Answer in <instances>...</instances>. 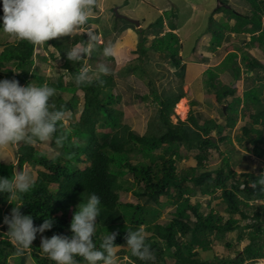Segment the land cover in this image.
I'll return each instance as SVG.
<instances>
[{"label":"trees","instance_id":"obj_1","mask_svg":"<svg viewBox=\"0 0 264 264\" xmlns=\"http://www.w3.org/2000/svg\"><path fill=\"white\" fill-rule=\"evenodd\" d=\"M245 1L251 7L248 12L237 11L235 6L222 1L209 16L207 32L213 34L214 39L208 49L214 53L222 48L227 39L229 41L232 33L237 39L243 33L250 35L244 48L231 42L228 43L224 60L215 67L204 69L196 62L190 66L194 75L201 70L205 74L210 73L205 77L207 88L223 106V110L230 112L225 124L208 117L200 121L199 116L192 111L186 120L174 122L172 115L184 96L183 85L180 84L175 92H166L164 89L161 92L152 85L154 99L159 101L161 107L153 130L140 134L122 123L124 112L115 108L121 96L114 91L113 74H102L86 86H77L74 82L65 85L62 78L56 83L48 82V78L34 73L32 69L36 45L17 39L4 45L0 43L3 47L0 65L8 68L4 72L0 71V79L15 76L21 84L27 85L32 83L34 77L38 84L55 86L58 94L50 98V102L56 106L53 110L63 106L65 113L71 111L74 117L79 112L77 92H82L84 97L79 117L72 119L69 124L64 120L53 136L51 142L60 150L59 153L50 157L35 145L21 141L15 150L16 164L0 162V176L6 178H14L16 174L24 172L26 165L39 167L34 179L35 187L23 195L22 201L14 203L23 202L21 213L31 215L35 225L41 224L45 218H53L52 229L45 230L43 234L38 233L32 246L23 253L29 252L37 264H55L41 249L42 236H70V223L75 211L88 196L96 194L101 198V213L96 218L97 231L93 240L99 248L104 235L116 233L114 244L120 247L118 254L126 258L123 264H168L169 260L173 264H256L257 260L264 258V193L253 187V181L264 170L262 168L260 173L243 170L239 174L232 164V156L239 149L237 144L245 148L252 146V153L264 159V83L259 84L264 80V75L251 74L255 70L264 71V59L252 56L247 49L250 46L264 49V0ZM219 6L223 7L222 10L227 14L223 13L230 20H235L233 24L224 23L213 16ZM157 12L159 18L147 21V27H164L163 12L160 9ZM95 19L97 17H92L89 22ZM138 31L142 35L137 48L140 60L147 57L151 49L169 54L176 71L185 77L186 65L182 64L183 57L179 56L181 45L176 32L156 33L151 47H147L148 38L144 34L148 29L139 28ZM86 40V34L74 35L72 40L71 36H62L49 40L46 47L50 43L58 49L65 60L62 67L73 77L82 68L84 59L69 61L66 58L68 45L85 43ZM92 43L91 56L96 58L105 45L101 39ZM239 53L241 61L238 62ZM192 54L199 55V51L194 49L189 55ZM241 64L246 67L243 76ZM12 65L19 69V73H14ZM124 69L134 72L144 70V66L133 64ZM217 70L227 71L229 76L226 75L222 80L216 76ZM257 79L261 81L254 83L255 80L259 81ZM244 81L245 84L251 82V86L240 89L239 84L242 83V87ZM63 90L74 92V96L64 100L60 93ZM229 97L232 100L229 101ZM195 102L192 101V105ZM239 111L246 120L240 127V133L233 138L229 129L236 125ZM117 128H122V132L114 131ZM62 133H67V139L62 145H57L55 138ZM182 145L198 152L195 155L196 165L179 172L176 162L184 157ZM223 146L228 149L222 150ZM211 149L221 151L223 155L222 164L214 169L206 166ZM128 173L132 174L129 179L125 177ZM122 191L132 192L136 198H146L159 206L162 204L161 197L167 196V200L175 206L172 219L168 223L156 221L154 218L159 214L156 209L150 210L139 201H124ZM217 192L221 193V201L230 214L227 219L214 209L205 214L201 212L199 202H191V197L197 193L205 196L216 195ZM257 200H262V203L256 204ZM13 207L7 194L0 196V264H12L11 257L20 255L10 240L8 225L4 223V217L10 216ZM139 229L146 230L147 242L154 256L151 261L139 260L131 254L127 245L128 232ZM238 229L237 241L248 239V242L241 251H236L235 257H201L200 250H211L215 241ZM226 246L232 249L235 244L229 240ZM75 260L76 264H87L82 257L77 256Z\"/></svg>","mask_w":264,"mask_h":264},{"label":"rangeland","instance_id":"obj_2","mask_svg":"<svg viewBox=\"0 0 264 264\" xmlns=\"http://www.w3.org/2000/svg\"><path fill=\"white\" fill-rule=\"evenodd\" d=\"M221 1L224 0H97V8L94 9L93 15V17H97V20L95 19L93 22H89L88 25L81 29L80 34H85L82 33V30L86 31L88 27H91L95 30L105 47L109 44L114 47V55L113 57H106L103 50L100 51L96 58L92 57L90 54L84 57L82 67L89 65L92 69L93 78H97L102 75V73L98 71L101 64L107 65L111 69L110 74H113L114 78V91L121 96L120 101L115 104V108L124 112V115L122 116V123L124 125L131 127L140 134H145L148 130H153L156 115L159 113L158 109L161 105L159 101L154 99L151 86H157L158 90L161 92L163 89L166 92H175L180 84L183 85L184 96L180 99L178 105L181 100H184L185 102L183 103L185 104L184 107L186 106V111L183 114H180L178 112L179 106L176 105L174 114L172 115L174 122H177L178 119L186 120L190 111H192L194 115H198L200 121L208 117L215 118L222 124L227 122L226 118L230 115V112H226L225 109L223 110V106L218 103V101L214 98V95H212V92L207 88L205 77L209 76L210 73L207 72L205 74L201 70L196 72L194 75L190 68V66L195 62L204 67V69L215 67L222 60H224L227 55V47L229 46L228 43L232 42V44L243 47L250 39L249 34L243 33L239 39H237L235 38V33H232L230 34L232 39L230 38L229 41L227 39L226 43L223 44L222 48L220 47L218 52L213 53L208 49V44L211 46L212 39H214L212 33H207L209 32V16L214 8L221 4ZM224 2L229 3L232 7L235 6L234 8L236 10L238 9L240 12H248L251 8L248 3H246L245 6V2L242 0ZM116 8H119L118 15L122 14L135 20H140L142 21L141 24L143 23L144 25L137 26L136 23L127 21L126 19L117 16V14L114 13V9ZM222 8V6H219V10L213 16L219 21L233 24L235 20H230L229 16L223 13L225 11L222 10ZM157 9L163 10L162 16L165 18L164 27L157 29H154V27H147V21H154L159 18L160 15H158ZM117 17L121 19L118 18L119 20H117ZM139 28L148 29V32L144 34V36L147 35L148 38L146 42L147 47H151L156 33L162 35L167 31L173 30L178 34L179 44L181 45L179 56L183 57L182 64L186 65L184 73L185 77L181 76L180 73H178L179 71H176V67L172 63V58L169 54L154 52L151 49L148 52V56L144 57L143 60L138 58V41L142 37V35L139 34ZM105 30L107 33H105ZM203 33L206 34L197 40V38ZM72 38L73 36H71V40ZM15 39L16 38L10 34L3 31L0 32V43L2 45L8 42H14ZM157 42V44H160V41ZM88 43H90V41L86 40L84 44ZM73 46L74 45H68L67 50H70ZM2 48L3 47L0 46V52ZM194 49L199 51V55H189ZM247 49L252 56H258L260 59H264L263 48H259L258 46L252 48L250 46V48ZM200 55L203 57L201 58ZM237 60L238 62L241 61L240 53ZM64 61V58L54 45L50 43L48 47H46V44L36 45L32 69L34 73L37 72L40 75L45 76V78H48V82L56 83L62 78L64 84L68 85L73 82V80L69 72L62 67ZM133 64L143 65L145 71H139L138 69L133 72L124 69L129 68V66ZM241 66L243 68V76L246 67L243 64H241ZM11 68L14 73L19 70L13 65ZM6 70H8L6 66L0 65V71L4 72ZM251 74L253 76H257V74L262 76L264 75V71L255 70ZM226 75L229 76L227 71L224 72L223 70H217L216 72V76L222 80L226 78ZM260 81L261 80L256 82L255 80L254 83H259ZM32 83L38 84L37 79L32 77ZM243 83L242 87V83L239 84L240 89H245L246 87L251 86V82L245 84L246 81H244ZM261 83H264V80L259 84ZM218 91L220 92V90ZM60 93L66 101L70 100L74 96V92L67 90L60 91ZM77 96L79 97V112L77 116H75L76 118L79 117L84 105L83 93L78 91ZM228 100H232V97H229ZM192 101H196L194 105H192ZM75 117L72 116L71 111H67V113H65V123L69 124L72 119H76ZM248 118L249 116L247 115V119ZM244 120H246V118L243 116L242 112L239 111L236 125L229 129L233 138L240 133V127L244 124ZM114 131L122 132V128H117ZM18 145H9L4 148H0V162L16 164L15 150ZM33 145L42 149L50 157L60 151L52 142L37 141ZM249 147L245 148L237 144V148L239 149H237L234 156H232V164H234L233 167L239 171V174H241L243 170L250 172L254 171L255 173H260L262 168L264 170V159L256 157L252 153V146ZM225 149L228 148L223 146L222 150ZM181 152L184 157L176 162L179 172L183 169L196 165L195 155L198 151L196 149H189L187 146L182 145ZM222 156L221 151L211 149L208 161L206 162L207 168L214 169L215 167L220 166L223 162ZM38 168L39 167L34 168L26 165L24 171H27L31 177L35 179L37 177ZM16 170H18V167ZM125 177L129 179L132 177V174L128 173ZM220 194V192H217L216 195L204 196L197 193L195 196L191 197V202L193 204L199 202L201 204L200 210L205 214H207L211 209H214L227 219L230 214L227 211L225 203L221 201ZM121 195L124 201H139L143 203L146 208H150V210L156 209V211L159 212L157 215L158 217L154 218L156 221L168 222L173 217L172 212L175 210V206L171 203V201L167 200V196L161 197L162 204L159 206L146 198H136L132 192L128 193L122 191ZM255 203L260 204L262 203V200H257ZM241 224H244V222ZM142 227L144 228L145 225ZM144 231L146 233V230ZM239 232L240 230L238 229L226 234L225 238L215 241V243L212 244V249L209 251L200 250L201 257L210 259L215 256L219 258H225L229 255L231 257H235L237 254L236 251H241L248 242V239H244L241 242L237 241ZM229 240L235 244V247L232 249H229L226 246V243ZM118 249H120V247L117 248V254L114 258L115 264H123L126 258H122L118 254ZM10 261L12 264H37L29 252L14 255L11 257ZM173 263L174 262L171 260L168 261V264ZM256 264H264V258L257 260Z\"/></svg>","mask_w":264,"mask_h":264},{"label":"clouds","instance_id":"obj_3","mask_svg":"<svg viewBox=\"0 0 264 264\" xmlns=\"http://www.w3.org/2000/svg\"><path fill=\"white\" fill-rule=\"evenodd\" d=\"M96 4L97 0H0V29L17 40L44 45L54 38L79 35L93 17ZM84 32L90 43L79 42L71 47L66 53L69 61H80L90 55L93 49L91 42L99 40L91 27ZM103 52L106 57H111L114 47L109 44ZM98 71L105 76L111 73V69L104 64L99 66ZM72 80L77 86L91 84L92 69L89 66L82 67ZM57 94V88L47 83L21 85L15 76L0 79V148L18 145L21 141L27 144L51 142L65 120L63 106L53 110L56 106L50 102V98ZM66 139L67 133H62L55 138V142L62 145ZM34 187L35 180L27 171L16 174L14 178L0 176V196L7 194V199L14 204L10 216L4 217V223L8 225L9 237L17 254H22L32 246L38 233L43 234L53 227L51 217L35 225L31 215L21 213L23 202L14 203L22 201L23 195ZM253 187L264 193V172L253 181ZM100 213L101 198L91 194L72 217L71 235L42 236V251L55 264H76L77 256L82 257L87 264H97L98 261L115 264L116 233L104 235L99 248L93 240L97 231L96 218ZM126 239L133 256L141 261L154 259L143 229L130 230Z\"/></svg>","mask_w":264,"mask_h":264},{"label":"bare ground","instance_id":"obj_4","mask_svg":"<svg viewBox=\"0 0 264 264\" xmlns=\"http://www.w3.org/2000/svg\"><path fill=\"white\" fill-rule=\"evenodd\" d=\"M222 2V1H221ZM224 2V1H223ZM115 11V10H114ZM237 11H239L238 9H237ZM128 18H130V17H128ZM131 19H133V18H131ZM129 20V19H128ZM135 20V19H134ZM140 21V20H139ZM140 25H141V22H140ZM143 26V25H142ZM170 26V25H169ZM180 31V30H179ZM246 34V33H245ZM241 36V35H240ZM249 41V40H248ZM166 47V46H165ZM190 60V59H189ZM69 63V62H68ZM161 64V63H160ZM89 66V65H88ZM170 66V65H169ZM112 67V66H111ZM157 68V67H156ZM119 69H121V68H119ZM132 70V69H131ZM149 73V72H148ZM174 73V72H173ZM150 74V73H149ZM152 81V80H151ZM183 102H185L184 100H181V102H180V104L178 105L179 107H178V112L180 113V114H183L185 111H186V106L184 107V103ZM118 103V102H117ZM253 103V102H252ZM255 104V103H254ZM174 106V105H173ZM222 107V106H221ZM188 108V107H187ZM264 113V112H263ZM185 115V114H184ZM253 119V118H252ZM260 128V127H259ZM173 135V134H172ZM145 220V219H144ZM130 223V222H129ZM168 223V222H167ZM178 226V225H177ZM14 256V255H13Z\"/></svg>","mask_w":264,"mask_h":264},{"label":"water","instance_id":"obj_5","mask_svg":"<svg viewBox=\"0 0 264 264\" xmlns=\"http://www.w3.org/2000/svg\"><path fill=\"white\" fill-rule=\"evenodd\" d=\"M115 13L117 14V16H120L121 18H127L130 21L136 23L137 26H140V21L139 20H134V19L128 18V16H125V15H122V14L121 15H118V8L115 9Z\"/></svg>","mask_w":264,"mask_h":264},{"label":"crops","instance_id":"obj_6","mask_svg":"<svg viewBox=\"0 0 264 264\" xmlns=\"http://www.w3.org/2000/svg\"><path fill=\"white\" fill-rule=\"evenodd\" d=\"M224 1L232 2V1H235V0H224ZM242 1L245 2L244 5L246 6V3H247V2H246L245 0H242ZM244 5H243V6H244ZM164 9H165V8H164ZM160 11L163 12V10H160ZM233 34H234V33H233ZM209 41H210V40H209ZM207 43H208V42H207ZM208 47H209V44H208ZM253 48H254V47H253ZM213 53H214V52H213ZM257 57H258V56H257ZM258 58H259V57H258ZM236 144H237V142H236Z\"/></svg>","mask_w":264,"mask_h":264}]
</instances>
